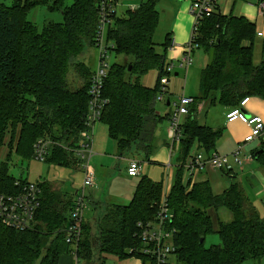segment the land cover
Instances as JSON below:
<instances>
[{
	"label": "trees",
	"instance_id": "1",
	"mask_svg": "<svg viewBox=\"0 0 264 264\" xmlns=\"http://www.w3.org/2000/svg\"><path fill=\"white\" fill-rule=\"evenodd\" d=\"M159 1H142L118 15L108 32L112 52L123 59L112 63L108 73L104 96L109 103L102 121L121 154L143 144L151 156L153 146L146 143L152 136L149 127L162 119L155 103L162 93L161 79L170 74L166 71L167 52L173 39L168 33L163 42L154 40L160 21ZM97 3L14 0L7 5L0 0V150L9 148L6 160L0 159V193H18L29 182L11 173L13 153L23 159L34 158V144L41 137L69 147L80 141L94 72L84 56L98 39ZM38 6L60 10L63 21H46L39 29L28 17ZM257 31L246 17L217 10L201 20L194 35V42L209 61L182 126L176 179L168 193L176 228L177 264H244L248 259L261 262L264 257V217L239 184L232 182L222 193H215L208 180L183 181L194 145L198 142L210 156L222 132L221 127L198 122L199 103L211 101L232 109L245 97L264 99V37ZM155 68L159 71L157 84L148 87L140 78ZM256 158L264 165V150ZM47 160L60 166L77 165L74 154L56 144ZM38 183L43 190L42 205L31 228L18 230L0 218V264H59L61 256L72 251H76L77 261L83 259L86 264H106L108 256L120 261L135 257L142 264H155L140 251L142 241L137 233L140 221L157 215L164 196L162 181L142 176L129 204L110 207L95 225L83 224L75 250L66 241L74 196L53 190L48 180ZM220 207H226L231 218L219 219L216 227L209 211ZM211 232L219 234L220 242L208 247L205 241Z\"/></svg>",
	"mask_w": 264,
	"mask_h": 264
},
{
	"label": "built area",
	"instance_id": "2",
	"mask_svg": "<svg viewBox=\"0 0 264 264\" xmlns=\"http://www.w3.org/2000/svg\"><path fill=\"white\" fill-rule=\"evenodd\" d=\"M260 12L264 15V0H257ZM122 0H98V39L96 46L99 49L97 67L94 69L90 87L89 104L85 118V128L81 131L80 141L76 146L69 147L60 142H55L50 137H41L34 144V158L46 161L51 153L53 144L62 146L76 157L77 166L83 172V182L74 195V205L71 211V222L66 229V241L73 246L74 250L79 245L82 237L83 224L85 223L86 209L90 204V192L96 184V172L91 164V157L94 153L95 127L102 121V115L109 99L104 96L105 82L112 67L109 60V53L112 51L113 43L108 39V32L118 16V7ZM137 7V6H136ZM132 7V9L136 8ZM218 0H193L189 11L195 17L192 31V40L187 43L184 53L179 60L178 66L188 68L193 62V53L198 44L194 42L200 22L203 18L211 16L217 11ZM259 37H264V32L257 31ZM175 63H169L166 71L171 73ZM168 77L161 79L162 93L166 92ZM161 96V98H162ZM250 97H245L238 107L230 109L227 113L228 121L240 120L251 126L250 132L244 142H251L264 132V119L259 115H248L244 111V106L249 102ZM195 102L194 97L182 95L179 101L173 106V111L169 121V136L172 143L181 141L183 136V124L185 117L190 113V106ZM231 157L234 158L238 166H243L248 160H254V153L241 154V146L232 156L213 152L207 156L203 151L193 153L184 167L183 181L185 184L195 180L197 174L207 166L217 170L231 167ZM130 176L137 177L142 173V163L138 160H131L127 168ZM17 184H20L18 181ZM168 191L164 192L162 201L155 218L146 222L138 223L137 233L142 241L140 251L152 257L155 264H170L172 256H175V235L176 228L173 225V212L169 205ZM42 187L38 182H27L22 185L18 193H0V218L10 227L18 230H26L33 226L35 216L42 205ZM77 258L76 251H73Z\"/></svg>",
	"mask_w": 264,
	"mask_h": 264
},
{
	"label": "rangeland",
	"instance_id": "3",
	"mask_svg": "<svg viewBox=\"0 0 264 264\" xmlns=\"http://www.w3.org/2000/svg\"><path fill=\"white\" fill-rule=\"evenodd\" d=\"M7 5H11L14 0H3ZM52 1V0H50ZM66 4L69 5L73 0H65ZM142 1L147 0H122L121 5L118 7V15L124 14L128 9L138 6ZM193 0H160L157 4V7L160 11V21L156 28L154 34V40L163 42L166 38V35L169 33L172 39L178 43H189L192 40V31L195 22V17L189 13L190 5ZM236 2V8L243 3V13L247 14L248 18L256 22L258 30L264 32V16L261 14L259 6L257 5V0H228L226 4V12L231 13L232 8ZM182 12L185 15H182ZM28 17L32 19L39 29H42L46 21H63V14L60 10H50L47 6H38L32 9L29 12ZM115 26V24H113ZM179 36V37H178ZM173 41V40H172ZM260 41L258 39L256 47V60L259 61L261 58L260 53ZM173 52L168 50L167 59L171 60L174 58ZM99 49L95 45L94 47L87 48L84 56V61L95 69L98 63ZM123 55H116L114 52L109 53V60L112 63L116 61H122ZM207 57L205 52L200 48H195L193 53V62L190 66L189 73L187 74L186 84L185 81H182L183 76L185 75L186 70H183V73L180 78L175 76L178 69L176 65L169 75L171 81L168 83L169 87L166 89V92L161 95H158V100L156 103V109L162 114L165 115L170 106H167L168 100L171 103L179 101L180 96L190 95L198 93L199 85V74L202 68L207 64ZM168 62V60H167ZM158 69H152L147 74L141 76L140 80L143 83L154 86L156 83ZM169 91V93L167 92ZM162 96V98H160ZM170 98H169V97ZM214 107H217L214 106ZM218 111L214 112V116L217 119L221 120L222 111L220 107H217ZM213 112L210 114L212 116ZM167 126V119L165 118L162 123L158 126V137L161 139L164 137L165 128ZM163 127V129H162ZM164 132V133H163ZM163 148L159 146L158 151ZM180 145L177 144L176 150L179 151ZM8 147L4 146L0 150V159L6 160L8 154ZM116 146L114 140L109 137L108 129L106 124L103 121H99L96 124V130L94 134V152L100 153L105 156L103 159L100 155H94L91 159V164L93 168L97 170L99 175V183L97 186V197H101L99 204L90 202L88 208L86 209L85 217L86 219L90 218L91 220L95 217H99L103 214L104 210L110 204H121L128 203L137 187V182L139 181L141 175H148L154 180L162 181L164 186V192L170 191L173 187L176 169L175 167L168 168L167 157L162 156L163 160H157L155 162L148 160L147 155L141 149L137 148V145H133L125 154V160L129 158V163L131 160H138L142 162V174L129 178L127 176V162L124 159H121L115 154ZM157 151V152H158ZM194 148L191 150L193 154ZM202 151V150H201ZM101 158V159H100ZM174 163H177V158L174 157ZM73 166H60L51 163L50 161H40L38 159L32 158L30 160L23 159L18 156L16 153L12 154V159L10 162V171L16 178L26 179L30 182L36 183L42 180H48L50 182H62L64 191L68 192L69 196H72V193H75V189L81 187L83 182V173L82 170L76 171V168ZM98 177V176H97ZM223 220L227 219L228 209L226 207H220L217 211L210 210L209 213L212 215V218L215 220L218 219V214ZM220 242V236L217 232H211L206 238L205 244L210 247L211 245L217 244ZM73 248V246H72ZM74 249V248H73ZM72 249V250H73ZM73 253V251H72ZM71 258L74 260V264H86L85 260L80 259L77 261V258L74 254L71 256H61L59 264H71ZM135 258V257H133ZM175 256H172L173 261L171 260L170 264H177ZM132 259V258H129ZM121 261V264H129L128 260ZM138 259V258H137ZM140 260V259H139ZM106 264H111L107 262ZM244 264H264V257L260 261L248 259Z\"/></svg>",
	"mask_w": 264,
	"mask_h": 264
},
{
	"label": "crops",
	"instance_id": "4",
	"mask_svg": "<svg viewBox=\"0 0 264 264\" xmlns=\"http://www.w3.org/2000/svg\"><path fill=\"white\" fill-rule=\"evenodd\" d=\"M227 1L228 0H218L217 10L220 11L224 15H228V16L229 15H241V16L246 17L248 20H250L247 17L248 15L243 13V8H244L243 3L240 4L236 8L235 7L236 2H235L231 13H227L226 9H225ZM189 13H190V11H189ZM182 15H185V14L182 12ZM251 22H253V21H251ZM253 23L256 25V22H253ZM186 44L187 43H184V44L178 43L177 41H175L173 39L172 45L169 48V50H170V52L174 53L173 54L174 58H172L171 60L167 59L168 64L174 62L175 65H177L179 63V60L184 53V49H185ZM206 57H207V60L209 61V58L207 55H206ZM208 61H207V63H208ZM178 69L180 71H177L175 73V76L177 78H180L181 76H183L182 75L183 70H186L185 75L182 78V81L183 82L185 81V84H186V80L188 77L187 74L189 73L190 66L188 68H182L179 66ZM201 72H202V70L200 71V74H199V84H200ZM158 74H159V71L157 73L155 85L157 84ZM170 81H171V79L168 77V83ZM144 85H146L148 87H154L155 86V85L151 86V85H148L146 83H144ZM168 87H169V84H167V88ZM198 90H199V85H198ZM167 92L169 93V91H167ZM198 94H199V91L196 95L190 94L187 96H192L195 98ZM169 96H170V93H169ZM157 100H158V97H157ZM157 100H156V103H157ZM156 103H155V106H156ZM174 103H171V101L168 100L167 106H170V109L165 115H162L156 109L157 113L162 117V119L158 120L156 123L155 122L152 123V125L149 127V129H150L149 131H150V133H152V136L150 139L146 140L147 144H152V146H153L152 155L149 156L147 154V152L142 148L143 144L141 145V147L137 146V148L139 147L138 148L139 150H140V148H142L141 150L144 151L147 156H149V157H147L148 160H151L153 162H155L157 160H163L162 156H166L168 163L165 166L168 167L169 169L172 167H175V169H177V163H174V157H176V158L178 157V150H176V146L178 143H176V144L172 143V140L169 136V130H168L170 116H171V113L173 111ZM216 105H217V107H220V109L222 111L221 120L215 118V116H214V112L218 111L217 107H214ZM229 111H230V108L227 106H223V105L218 104V103L214 104V103H211V101H203V102L199 103V105H198L197 120L202 125H207V126H210L213 128H217V127L222 128V132H221L220 136L218 137V139L216 140L215 149L213 150V152H218L220 154H228V155L232 156L233 153L236 150H238V148L241 146V154L245 156L249 153H254V160H248L244 163L243 166H238L235 163L234 158L231 157V167L230 168L223 169V170H217V169H214L212 167L207 166L206 168L202 169L197 174L194 181H197L198 179L199 180H208L211 183L212 188H213L215 193H222L226 188H228L230 186V184L232 182L239 184L242 187L246 196L249 198V200L253 203L254 206H256L257 210L264 217V165H262L261 162L256 158V155H258L259 152H262L264 150V132L260 136L255 138L253 141L244 142L245 137L247 136V134L251 130V126L245 122L240 121V120L228 121L227 113ZM244 111L248 115H251V116L259 115V116H262L264 119V99L261 97H258V96H251L247 105L244 106ZM212 112H213V114L210 117V114ZM186 117H185V120H186ZM165 118L167 119V126L165 128L166 134H164V137H162L160 139L158 137V128H159L158 126L162 123V121ZM107 129H108V126H107ZM162 129H163V127H162ZM95 130H96V127H95ZM108 133H109V130H108ZM109 137H110V135H109ZM114 144L116 146V150H115L116 156L125 160L124 154L126 152L124 154H121L118 150V147H117V144L115 141H114ZM162 145H163V148L158 151L159 146H162ZM193 148H194V151H193L194 153L201 151V150L203 151V146L200 145L198 142L194 145ZM97 154L100 155L102 159L105 157L100 153L94 152L91 159L93 158L94 155H97ZM125 161L127 162V166H129V158ZM73 167L75 168V165H73ZM76 168H78V167H76ZM142 168H143V165H142ZM76 171L81 172V170L79 168L76 169ZM95 172H96V184L90 192V201L94 204L96 203V205H100L99 202H101L100 201L101 197L100 196L97 197L98 196L97 186H98L100 179H99V175H98L96 169H95ZM127 176L129 178H134L133 176H130L128 173H127ZM142 176H144V175H141V177ZM146 176H148V175H146ZM148 177H150V176H148ZM150 178L153 179L152 177H150ZM175 179H176V177H175ZM42 181H44V180H42ZM154 181H157V180H154ZM50 183L53 186L52 187L53 190H57L59 192L61 191L63 193H68V192L64 191L62 182L58 183V182L54 181V182H50ZM174 183H175V181H174ZM137 184H138V182H137ZM173 186H174V184H173ZM76 190L77 189H75V192H76ZM135 190H136V188H135ZM170 191H168V192H170ZM74 194L75 193L73 192L72 196L68 195V197L73 198ZM134 194H135V191H134V193H133V195H132V197L128 203H124V204L121 203L119 205L129 204L132 201ZM64 198H66V197L64 196ZM116 204L117 203L108 205V207L104 210L103 214L99 217H95L92 220L90 218H88V219L85 218V223H91L93 225L97 224L99 218L104 216V214L107 212V210ZM210 210L211 211L212 210L217 211V209H215V208H211ZM217 214H218V212H217ZM230 218H231L230 212H227V219L226 220H223L220 217V215L218 214V219L214 221L215 226L216 227L218 226L219 219H221L223 221H228V220H230ZM69 254L71 256L73 255V253L70 252L68 254H64V256H69ZM174 259L176 260V258H174ZM171 260L173 261L172 258H171ZM73 261L74 260H72V258H71V262H72L71 264H74ZM108 261L111 262V264H121V261L118 259V257H115V256H108L106 263ZM128 262H129V264H142L141 260H139L137 258L129 259ZM176 262H177V260H176Z\"/></svg>",
	"mask_w": 264,
	"mask_h": 264
},
{
	"label": "water",
	"instance_id": "5",
	"mask_svg": "<svg viewBox=\"0 0 264 264\" xmlns=\"http://www.w3.org/2000/svg\"><path fill=\"white\" fill-rule=\"evenodd\" d=\"M202 241H203V239H202Z\"/></svg>",
	"mask_w": 264,
	"mask_h": 264
}]
</instances>
